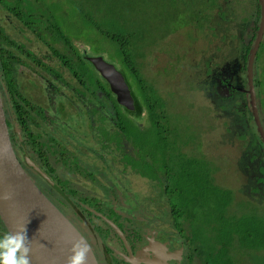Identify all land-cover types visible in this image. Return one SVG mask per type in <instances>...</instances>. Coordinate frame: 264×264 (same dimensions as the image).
<instances>
[{
    "label": "trees",
    "instance_id": "obj_1",
    "mask_svg": "<svg viewBox=\"0 0 264 264\" xmlns=\"http://www.w3.org/2000/svg\"><path fill=\"white\" fill-rule=\"evenodd\" d=\"M120 1L124 4V8L117 3L123 8L125 15H122L119 6L115 5V10L113 9L111 12L113 16H109L108 21L104 15L102 17L99 16L97 10L100 6L97 4V0H77L80 9L78 14L80 20L84 21L86 17V27L96 33L88 36L86 47L88 48L89 45H92V40L97 42L100 38L108 39L111 42L108 49H98L99 51H96L93 56L87 53L75 32L70 33L68 31L69 34L65 31V26L67 27L69 22L65 18L58 19L53 8H48L47 12H44L45 14L36 15L35 10L37 8L30 5L25 9L26 2L24 0H16L15 2L14 0H0V8L16 19L25 31L28 30L34 33L44 42L48 39L47 42L52 45L50 49H52L60 63L65 66L67 73L72 78L70 83H78L83 89L82 92L79 90L78 92L83 96L88 95L89 100L98 103L99 109L97 108L98 106L94 108L89 106L90 113L97 115V131L104 141L113 144L115 156H119L121 163L125 164L126 167L129 166L136 175H141L144 178L147 176L153 187L155 189L158 188L156 191L158 200L162 201L165 209L173 217L176 228H181L182 217L191 225L189 241L191 240L194 246V254H189L188 251L187 259L189 264H191V258L198 260L199 264H232L234 258H230V254L234 250L233 246L236 241L241 243L240 249L246 247L249 250L264 251V217H261L260 221H256L246 216L243 211L238 212L243 213L241 216L230 212L229 206L232 202V191L221 189L218 185H215L216 172H220V169L216 166H210L204 156L205 150L192 136L188 135L184 130L178 131L171 124L173 116L170 106L172 104L169 106L164 96L157 92L156 85L148 81L146 77L144 78L141 73V59L147 55L143 54L142 51L145 32L138 25V21L135 22V28L130 29L122 20H125L130 15L128 19L134 16L137 19L139 15L143 14V11L140 10L143 8V4L148 3L150 10H152L158 4H161V0ZM191 1L184 0L181 2ZM194 1L200 5L209 4V7L205 10L208 11L209 9L212 13H203L200 10L191 13H186V10L179 12L175 7L171 12L166 13L172 26V32L168 31L170 26L168 23L153 28L154 39L157 41L161 40L163 44L157 48L159 44L156 46L155 43L156 47L153 46L149 53L161 51L172 56L174 58V62L170 64L173 66L172 70H182L184 68L192 70L196 67L192 66L194 63L192 64V58L188 55L189 53L182 52L185 46L181 43L179 46L175 41L177 36L184 34L183 28L189 27V25L193 27L190 28L189 32H186L187 35L185 36L186 43L189 46L194 43V38L191 35L195 33L193 30L208 26V19L214 16L219 21H222L225 18L224 10H231L235 2L245 11L248 5L251 4V11H249L248 15L254 14L253 21L255 28L258 29L257 24L260 19L258 0ZM169 4L173 7L172 2H169ZM25 10H27V13L24 12ZM42 10L44 9L41 8ZM150 10L147 9V16H150ZM86 11H89V14H92L94 18L91 15L92 18L88 20V16L85 14ZM203 14H206V16L201 17ZM101 18L102 20H100ZM45 19L47 20L45 21ZM5 28L4 22H0V84L4 86L0 85V91H2L3 107L7 117L12 146L17 155L31 151L41 159L42 170L46 175V180L51 183L50 186L58 194L59 199H62L61 201L57 199L59 203L66 207L70 205L69 208L74 210V213L79 214L85 210L87 205H95V201L89 198L84 200L78 198L77 191L72 188L71 184L63 177L55 175L49 156L55 153L58 154V161L61 166L66 168L68 174L74 176L77 175L84 179L92 178L93 170L86 167L88 165H85V167L80 165L75 155L72 157L66 148L54 140L51 141L55 144L49 146L48 144L51 143L50 139L46 143L42 135L34 130V127H39L38 118L47 124L51 122V119L45 114L46 111L44 113L42 109L36 110L35 108L38 106L32 103L29 98L21 95L19 84L16 81V72L19 68L28 66L25 60L30 59L40 70L48 72L53 80L62 82L64 78L60 72L49 69L40 59L33 57L30 51H25L22 45L17 47L14 37L8 35V30L7 28L5 30ZM48 34H50V38L47 37ZM222 38L223 36L221 35L217 37L219 41H222ZM53 45H61L62 47L57 48V46ZM262 45L263 43L253 65V87L260 122L264 126V95L261 91L264 86V78L259 76L257 70L258 59L260 61L261 55L260 51L263 48ZM149 46L151 47L152 45L148 44L147 48ZM81 48L84 50L82 54L79 51ZM248 52L249 48L242 51L239 60L237 62L232 61V68L227 62L229 54L220 53L214 59L211 58L208 61H204V73L195 77L199 80V77L205 78V80L208 79V86L212 87L211 92L214 91L215 85H217V88L220 87L219 91L221 93L223 92L224 95L221 97L223 113L228 117H230L229 115L233 116L231 127L226 126L225 128L224 126L223 129V132L226 133V138H231L234 135V138L237 137L238 140L240 138L245 139V141L240 140L238 144L239 148L240 145L242 149L248 148L246 154L243 152L239 156L241 157L239 159L240 164H243L242 162L248 152H251V161L256 158L259 161L255 164L259 165L258 172L260 177H257L254 171L253 178L255 181L249 186V176L244 175L247 176V180L245 184H242L241 188L250 187L249 194H251V197L258 198L259 201L263 202L264 165H260L263 164L264 160V144L259 139L247 93L246 69ZM180 54H184L181 62L178 61ZM95 57L103 58L123 75L134 100L133 111L126 110L115 102V97L111 93L109 85L88 61L89 58ZM186 57L191 62L187 66H185ZM23 58L26 59L24 60ZM221 61L225 62L221 63ZM168 69L171 70V67L168 66ZM192 73H195V71ZM64 82L66 83V81ZM238 88L246 90V92L241 93ZM225 89L227 90L225 91ZM168 97L170 96L168 95ZM103 99L109 100L112 104L111 110L113 112L109 111L107 106L104 105L103 102L105 101ZM243 101L247 102L245 106L242 104ZM89 105L91 104L89 103ZM10 117H12V123L8 121ZM106 119L110 120V127L113 130H106L102 127ZM249 120L253 122L254 132L253 128L250 129L248 126ZM225 124H228L227 120ZM106 126H108L107 123ZM244 127L246 134L240 130V128L243 129ZM214 131L219 134V130L213 127L205 133L210 134ZM109 132L111 133L108 134ZM190 141L192 142L191 148L194 147L196 150L192 153L187 151V145ZM125 146L126 148H124ZM243 166L244 164L239 165V168ZM250 177L252 178V176ZM46 194L45 196L48 199H50L49 195L54 196L53 191H47ZM75 200H78V202H75ZM61 211L67 219L68 213H65L62 209ZM177 221H179V224H176ZM172 230L174 232L177 231L174 228ZM4 233L5 231L0 223V235ZM179 234L181 233L177 231L178 236ZM180 237L186 238L184 234ZM83 241L85 240L83 239Z\"/></svg>",
    "mask_w": 264,
    "mask_h": 264
},
{
    "label": "rangeland",
    "instance_id": "obj_2",
    "mask_svg": "<svg viewBox=\"0 0 264 264\" xmlns=\"http://www.w3.org/2000/svg\"><path fill=\"white\" fill-rule=\"evenodd\" d=\"M15 1L16 0H14V2ZM24 1L26 2L25 9L30 5L37 8L35 10L36 15L45 14L48 8H53L55 16L57 15L58 19H67L66 21L69 22V24L67 27L65 26V31H69L70 33L75 32L76 35H78L79 42L84 46L88 54L90 53L93 56L96 51H99L101 48H109L111 42L105 38H100L97 42L92 40V45H89L88 48L86 47L88 36L96 33L86 27V17L84 21L80 20L78 16L80 9L77 0ZM181 1L183 2L184 0H161V4H158V6L152 10H150L149 4L145 3L142 5L143 8L140 9L143 11L142 15H139L137 19L135 16L128 19L131 16L130 15L125 18V20L123 19L122 22L127 24L130 29H134L136 26L135 22L138 21V25L144 30L145 38L144 43H142V51L143 54L147 55L141 59V73L144 78L146 77L148 81H151L156 85L157 92L164 96L167 104L169 106L172 104L170 106L171 114L173 116L171 124L178 131L184 130L188 135L192 136L205 150L204 156L210 166H216L220 169V172H216L217 176L215 178V185H218L221 189L232 191V202L229 206L230 212L241 216L243 213L238 212L243 211L246 216L251 217L253 220L260 221V219H262L261 217H264V201L261 202L258 198H252L251 194H249L251 190L250 187L241 188L242 184L246 183L247 176H249L248 185L251 186L254 183V171L256 172L257 177H260L258 172L259 165L255 164L259 161H257V158L251 161V152H248L243 162L241 161L244 166L239 168V165H243L239 162V159H241L239 156H241L243 152L246 154L248 148L242 149L241 145L240 148L238 146L240 140L245 141V139L240 138V140H238L237 137L234 138V135H232V139L230 137L226 138V133L223 132L224 126L225 128L226 126L231 127V119H233L232 116H225L217 110L218 106L221 105L218 96H223L224 94L219 91L220 87L217 88V85L213 88L214 91L211 92L212 87L208 86V79L205 80V78L199 77V80L195 77L204 73V61H208L211 58L214 59V57L220 53L226 54L228 51L227 53L229 54L230 60L237 62L242 55V50L245 46L248 27V33L250 34L253 23H250L248 26L245 25V12L241 6L237 5L235 2L231 10H224L225 18L222 21H219L216 16H214L213 18L208 19V26H205L204 28L199 27L197 30H193L195 33L191 35L194 38V43L189 46L186 43L185 36L187 35L186 32H189L191 30L190 28L193 27L192 25H189V27L183 28L184 34L177 36L175 41L179 46L180 43L185 46V49L184 51L182 50V52L189 53L188 55L192 58V64L194 63L192 66L196 67L192 70L187 68L182 70H172L173 66L170 65L174 62L172 56L161 51H152L151 54L149 53V50L155 46V43L156 46L159 44L157 48L161 47L163 44L161 40L157 41L154 39L155 34L153 33V28L162 26L163 24L166 25V23L170 25V20L167 18L166 13L171 12L175 7L179 12L186 10V13H191L200 10L203 13H212L209 9L208 11L205 10L209 7V4L200 5L199 3H195L194 0L184 3ZM97 2L100 6L97 10L100 17H102V15L107 19L109 16L112 17L113 15L111 12L113 9L115 10V5H118L121 9L122 15H125L123 10L125 6L120 0H97ZM169 2L173 3V7L170 6ZM41 8L44 10L41 11ZM147 9L151 11L150 16L146 15ZM216 11L218 10L216 9ZM24 12L27 13V10ZM85 14H87L88 20L93 17L92 14L91 17L89 11H86ZM85 14L84 16H86ZM204 16H206V14H203L201 17ZM46 20L47 19H45V21ZM100 20H102V18ZM0 22H4L5 27L8 30V35L17 38L19 41L22 40V34L18 33L22 26L16 21V19L12 18L1 8ZM168 31L172 32L171 25L169 26ZM25 34L31 37L30 33L25 32ZM220 35H223L222 41L217 39ZM47 37L50 38V34H48ZM209 42H211L210 46ZM148 44L152 46L147 48ZM34 45L36 46V43H34ZM39 45L35 56L41 60H45V57L48 56L49 53L45 52L46 49L42 43ZM262 46L263 48L260 51L261 55L260 61L258 59L257 70L259 76L264 78V45ZM79 51L80 54L84 52L82 48L79 49ZM183 56L184 54H180V57L178 58L179 62H181ZM190 63V59L186 57L185 66L190 65ZM55 65H58V63ZM32 66L33 65H31V67ZM168 66L171 67V70L168 69ZM165 69H167V71H165ZM59 71L69 85H63L57 81H54L52 84L49 83L51 91H53L54 88L56 91L60 90V94L57 97H53L54 94L51 95L41 87L44 83L43 78L47 77V75L44 76L45 71H37L38 74L41 73V76H35L32 73V75L30 74L28 76V79H35L36 87L28 86L25 95L28 96L30 100H35L38 104L42 105L46 109L48 117L51 118L49 124L37 119L39 127L34 129L42 135L46 140V143L47 140L50 139L52 144L49 143V146L55 144L51 141L54 140L56 143L66 148L71 153L72 157L75 155L78 158V163L80 165L83 167L88 165L86 167L93 170V175L92 178L84 179L77 175L74 176L68 174L66 168H63L61 163L59 164L57 161L59 155L56 153L51 155V161L53 164H56L54 166L55 175L67 180L72 188L78 192V198L85 199L94 197L103 203L101 211L104 214L107 215L110 212H113L115 213V218L118 216L117 214H119L121 221H124L125 218H135L133 220L136 222L143 218L145 221H148L149 224H153L152 226L154 227L162 228L163 226H166L167 231H170L171 229L168 225L169 217L171 220V228H174L181 233L179 236L184 234L186 238L181 237V239L186 242L189 254H194V246L191 243V240L189 241L191 237L189 235L191 232V225L188 224L184 217H182L181 221L183 222H180L181 228L175 227L173 217L165 209L162 201L158 200V196L156 195L158 188L155 189L153 187L151 184L152 182L150 183L147 176H145V178L141 175L138 176L129 166L126 167L125 164H122L120 157L115 156L113 144L104 141L97 131V115L90 113L89 106L94 108L98 106V103L89 100L88 95L81 100L75 101L70 99L71 96H75L77 99L81 98L80 94L74 93L73 88L80 91H83V89L78 83H70V79L72 78L67 71H64L62 68H59ZM193 71H195V73H192ZM27 73L28 71L25 72V75ZM233 73H235V71H233ZM51 80L53 81V79ZM263 89H261V91L264 95ZM168 95L171 98L168 97ZM174 101L176 104H174ZM89 103L91 105H89ZM242 104L245 106L247 102L243 101ZM53 107L56 110H52ZM97 108L99 109V106ZM108 120L109 119H106L103 122L102 127L106 130H113V128L110 127L111 122ZM226 120L228 121L227 125L225 124ZM106 123L108 126H106ZM248 126L250 129L253 128L252 120H249ZM211 127L218 129L219 134L216 131L210 134L205 133L206 131H209ZM240 130L246 134L245 127L243 129L240 128ZM252 130L254 132V128ZM191 144L192 142L190 141L187 145V151L189 153L196 151L194 147L191 148ZM195 146L198 147L196 144ZM124 148H126V146ZM260 166H262V164ZM250 176H252V178ZM61 200L62 199H60V201ZM76 201L78 202V200H75V202ZM54 206L62 213V215H64L59 209V206L55 204ZM69 206L70 205H68V207L65 206V209H68ZM110 207L115 209V212L111 211ZM126 224L127 223H125V226H127ZM176 224H179V221H177ZM177 231L175 232L177 233ZM93 237H95V234ZM96 240L95 237L94 241ZM240 244L241 243L238 241L234 243V250H232L230 254V258H234L232 264H264V251L249 250L246 247L240 249ZM94 253L95 252L91 248L89 253V264H98L97 260L94 258L95 256L93 257ZM115 261H117L116 256ZM191 264H194L193 258H191ZM196 264H199L198 260Z\"/></svg>",
    "mask_w": 264,
    "mask_h": 264
},
{
    "label": "flooded vegetation",
    "instance_id": "obj_3",
    "mask_svg": "<svg viewBox=\"0 0 264 264\" xmlns=\"http://www.w3.org/2000/svg\"><path fill=\"white\" fill-rule=\"evenodd\" d=\"M259 9H260V16H261L260 4H259ZM249 11H251V4L248 5V7L246 8V11L244 10L245 17H246L245 25L248 26L250 23H253V27L251 29L250 34L248 33L249 32V27H248L247 38L245 40V46L242 51L248 48L250 51L251 48H253L255 44V37L257 35L256 32L258 30L255 28V24L253 21L254 14L251 13V15L249 16L248 15ZM258 24H259V21H258ZM258 24H257V27H258ZM25 32L30 33L31 37L25 34ZM18 33L22 34V40L19 41L17 38H14L15 43L17 44L16 45L17 47L22 45L24 50L30 51L34 57L35 54H37V48L38 46H40L39 44L42 43L46 49L45 52L49 53V55L45 57V60L40 59L42 63L47 65L49 69L57 71V72H60L59 68H62L64 71H67L65 66H63L60 63V61L55 57L52 49H50L52 48V45L50 44V42H47L48 39L44 42L40 40V38H38V36H36L34 33L30 31H25L22 27L19 29ZM34 43H36V46L34 45ZM210 45H211V42H209V46ZM53 46H57V48L62 47L61 45H53ZM23 59L25 60L26 58H23ZM25 61L28 66L19 68L17 70L16 81L19 84L18 87H19V92L21 93V95L24 96L25 98H28V96L25 95V93L27 92L26 90L28 89V86L36 87L35 79L34 78L28 79V76L31 73L34 74L35 76H38V75L41 76V73L38 74L37 71L40 69L36 65H34L30 59L25 60ZM43 61H46V62H43ZM56 63H58V65H55ZM31 65L33 66L31 67ZM26 71H28V73L25 75ZM40 71L42 72V70ZM46 75L48 78L47 77L43 78L44 83L41 85V87L45 91L50 93L51 95L54 94L53 97H57L60 94V90L56 91V89L54 88L53 91H51L49 87V83L52 84L54 83L55 80L51 81L52 78L51 76H49L48 72H45L44 76ZM64 81L62 82L57 81V82L63 85L65 84L69 85V83H65ZM0 85L4 87L2 84ZM226 90L227 89H225V91ZM73 91L76 94H80L78 92V89L73 88ZM238 91L241 93L246 92V90H243L241 88H238ZM80 96H81L80 99L75 98V96H71L70 99H73L76 101V100H81L85 98V96H83L82 94H80ZM103 100L107 103L106 106L108 105L107 108L109 109V111H112L111 110L112 104L109 102V100H105V99ZM31 101L32 103L38 106L37 108H35L36 110L42 109V111H44L45 113L46 109L42 105L38 104V102L35 100H31ZM105 102H103L104 105H105ZM52 110H56V109L53 107ZM218 110L222 114H224L223 113L224 110L222 109H218ZM6 121H7V117H6ZM8 121L11 122L12 117L8 118ZM17 157L21 165L25 169L26 173L28 174V176L31 178V180L35 183V185L41 190V192L44 195L46 194L47 191L54 192V196L49 195L51 199L49 200L51 201L53 205L55 204L59 206L60 210L62 209L65 211V213H68L67 214L68 221L78 231L79 235L82 236V238L88 243V245L90 246V249L91 248L93 249V251L95 252L93 257L95 256L94 258L97 260L98 264H189V260L187 259V255H188L187 244L183 239H181L180 236L177 235V233H175L172 230L170 226L169 218H168L169 220L168 225L171 229L170 231H167L166 226H163L162 228L154 227L152 226L153 224H149L148 221H145L143 218H141L139 221H136V222L133 220L135 218L133 219L125 218L124 221H121L120 220L121 217L119 214H117L118 216H116V218H115V213L113 212H110L107 215L104 214L101 211V206L103 207V203H101L99 200L95 199L94 197L89 198V199L95 201L94 202L95 205H92V204L87 205L85 208L86 211L84 210V211H81L79 214H76L73 212L74 210H72L71 208L65 209V206L59 203L58 200H60L59 199L60 197L50 186L51 183L46 180V175L42 170L43 165L41 163V159L37 157L35 153L28 151L26 154L24 153L18 154ZM49 157L51 159V156ZM26 160H28V162L32 163L35 167H37L41 173H38L32 167H30L28 163L26 162ZM262 163H263L262 165H264V160ZM55 165L56 164H53L52 162V168L54 169V172H55V167H54ZM111 211L115 212V209L111 208ZM125 223H127L126 224L127 226H125ZM115 227L117 230L115 229ZM97 228L99 232L97 231ZM94 234L97 239L96 241H94V238H95L93 237ZM115 256L117 258V261H115ZM193 263L196 264L197 260L193 259Z\"/></svg>",
    "mask_w": 264,
    "mask_h": 264
},
{
    "label": "water",
    "instance_id": "obj_4",
    "mask_svg": "<svg viewBox=\"0 0 264 264\" xmlns=\"http://www.w3.org/2000/svg\"><path fill=\"white\" fill-rule=\"evenodd\" d=\"M258 1L261 8L260 27L254 47L249 53L246 71L249 104L257 133L264 144V130L260 123L253 87V63L264 31V0ZM88 61L109 85L117 104L133 111V100L122 75L101 57L90 58ZM26 162L35 171L41 173L28 160ZM3 197L9 198L3 199ZM0 223L5 233L9 230L21 229L27 224L28 236L31 239V264H68L72 245L83 241L74 226L41 192L21 165L10 140L1 91ZM87 264H89V255Z\"/></svg>",
    "mask_w": 264,
    "mask_h": 264
},
{
    "label": "clouds",
    "instance_id": "obj_5",
    "mask_svg": "<svg viewBox=\"0 0 264 264\" xmlns=\"http://www.w3.org/2000/svg\"><path fill=\"white\" fill-rule=\"evenodd\" d=\"M260 18H261V16H260ZM259 27H260V19H259L258 30H257L256 34H258ZM263 36H264V31H263V34L261 36L260 43H259V46H258L257 51H256V55L260 50L261 43H263V45H264ZM256 38H257V35L255 37V41H256ZM250 51L248 52V57H249ZM256 55H255V58H256ZM254 61H255V59H254ZM222 62H225V61H221V63ZM227 62L231 66L232 61L230 60V58L228 59ZM108 64H110V63H108ZM253 65H254V63H253ZM231 68H232V66H231ZM236 74H238V73H236ZM122 77H123V75H122ZM221 97L222 96H218V100L220 99L219 103L221 104L220 106H218V109L223 110V104L221 102ZM132 100H133V98H132ZM115 102H116V97H115ZM106 104L107 103H105V105ZM133 105H134V100H133ZM257 108H258V106H257ZM251 114H252V111H251ZM258 115H259V112H258ZM229 116L231 117V115H229ZM261 125H262L263 130H264L263 124H261ZM8 198L9 197H3V199H8ZM30 243H31V239L28 236L27 224L24 225L21 229L14 230V231L9 230L8 232L4 233L3 235H0V264H31L32 249L30 247ZM90 251H91L90 246L88 245V243L86 241H78V242L74 243L72 245V248H71V255L68 258V264H87V259H88V255H89Z\"/></svg>",
    "mask_w": 264,
    "mask_h": 264
}]
</instances>
